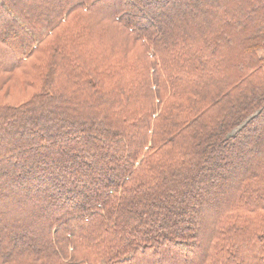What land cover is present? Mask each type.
I'll use <instances>...</instances> for the list:
<instances>
[{
	"label": "trees",
	"instance_id": "obj_1",
	"mask_svg": "<svg viewBox=\"0 0 264 264\" xmlns=\"http://www.w3.org/2000/svg\"><path fill=\"white\" fill-rule=\"evenodd\" d=\"M127 1L0 0V264H264V0Z\"/></svg>",
	"mask_w": 264,
	"mask_h": 264
},
{
	"label": "rangeland",
	"instance_id": "obj_2",
	"mask_svg": "<svg viewBox=\"0 0 264 264\" xmlns=\"http://www.w3.org/2000/svg\"><path fill=\"white\" fill-rule=\"evenodd\" d=\"M127 2H129L130 5H132V4H131V0H128ZM178 3H179V0H178ZM179 6H180V5H179ZM179 6H178V7H177V6H174V7L177 9V8H179ZM172 10H173L172 8L167 9V11H168L169 14H172V13H173ZM5 134H6V133H5ZM233 158H234V157H233ZM78 163H82V160H79ZM82 187H83V188H86L87 186L82 185ZM80 189H82V188H80ZM211 212H212V211H210V212L207 211V214H208L207 217H208V218H207V221L204 222L205 225L209 223L208 220H210ZM15 217H16L15 215L12 216V218H7V217H6V218L4 219V222H5V223H2V226L0 227V230H1V231H4L6 228H8L10 232H12V231H15V232H16V231H17V226H16V222H14V221H16ZM203 217H204V216H203ZM205 217H206V216H205ZM19 224H20V223H19ZM19 224H18V225H19Z\"/></svg>",
	"mask_w": 264,
	"mask_h": 264
}]
</instances>
